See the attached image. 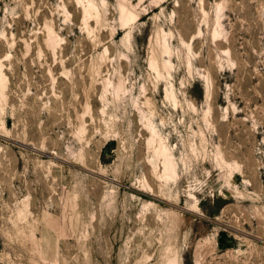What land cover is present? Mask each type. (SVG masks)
<instances>
[{
  "label": "rangeland",
  "instance_id": "374dc122",
  "mask_svg": "<svg viewBox=\"0 0 264 264\" xmlns=\"http://www.w3.org/2000/svg\"><path fill=\"white\" fill-rule=\"evenodd\" d=\"M131 3L0 0V264H264V0Z\"/></svg>",
  "mask_w": 264,
  "mask_h": 264
},
{
  "label": "bare ground",
  "instance_id": "6f19581e",
  "mask_svg": "<svg viewBox=\"0 0 264 264\" xmlns=\"http://www.w3.org/2000/svg\"><path fill=\"white\" fill-rule=\"evenodd\" d=\"M120 10H121V18L124 23H127L129 20L137 19L139 17V13L136 10L134 4L131 3V0H118ZM90 6H93V4H90ZM89 8V7H88ZM88 13V12H87ZM165 49L168 50L167 46H165ZM153 61V60H152ZM4 74V73H3ZM163 145V144H162ZM159 150V149H158ZM161 153L164 155V167L166 171H175V164L170 155L166 152L165 149L161 150ZM159 153V154H161ZM162 155V156H163ZM165 171V172H166ZM169 171V172H170ZM167 173V172H166ZM174 173V172H173Z\"/></svg>",
  "mask_w": 264,
  "mask_h": 264
},
{
  "label": "trees",
  "instance_id": "16d2710c",
  "mask_svg": "<svg viewBox=\"0 0 264 264\" xmlns=\"http://www.w3.org/2000/svg\"><path fill=\"white\" fill-rule=\"evenodd\" d=\"M196 85H197V84H196ZM200 96H203V91L201 90V88H200ZM205 203H206V202H204V203L202 204V207H203L205 213L208 214V215H210V216L215 215V210H211L210 208L204 206Z\"/></svg>",
  "mask_w": 264,
  "mask_h": 264
}]
</instances>
